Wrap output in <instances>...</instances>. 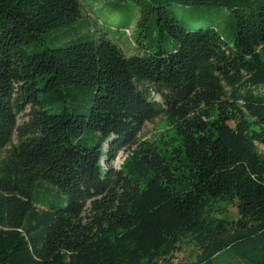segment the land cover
I'll list each match as a JSON object with an SVG mask.
<instances>
[{
	"label": "trees",
	"instance_id": "1",
	"mask_svg": "<svg viewBox=\"0 0 264 264\" xmlns=\"http://www.w3.org/2000/svg\"><path fill=\"white\" fill-rule=\"evenodd\" d=\"M112 2L135 55L45 47L79 0H0V264H264V0Z\"/></svg>",
	"mask_w": 264,
	"mask_h": 264
},
{
	"label": "rangeland",
	"instance_id": "2",
	"mask_svg": "<svg viewBox=\"0 0 264 264\" xmlns=\"http://www.w3.org/2000/svg\"><path fill=\"white\" fill-rule=\"evenodd\" d=\"M112 0H79L81 5V17L71 26L54 31V35L47 37L45 47L55 49L71 45L76 38L97 39L102 37L115 44L126 56L136 54L135 46L130 34H133L138 13L132 5H124L115 11ZM111 3V4H110ZM136 14V15H134ZM215 15V14H214ZM213 15V16H214ZM129 29L126 32L125 28ZM95 32V33H94ZM225 41L230 42L229 36L224 30L221 32ZM41 47L40 49H43ZM158 102L159 99L155 97ZM22 118H18V123ZM168 132V126L163 117L151 122H146L138 135L139 142H156ZM127 157L125 151H121L112 164L114 169H119ZM227 212L232 220L237 219V211L234 207H228ZM87 216V212L84 213ZM195 248L189 243L181 244L173 254L168 264H191L195 261Z\"/></svg>",
	"mask_w": 264,
	"mask_h": 264
}]
</instances>
